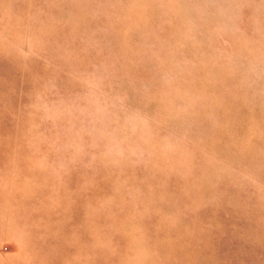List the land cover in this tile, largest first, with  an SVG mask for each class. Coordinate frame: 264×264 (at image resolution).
Instances as JSON below:
<instances>
[{
    "label": "rangeland",
    "instance_id": "obj_1",
    "mask_svg": "<svg viewBox=\"0 0 264 264\" xmlns=\"http://www.w3.org/2000/svg\"><path fill=\"white\" fill-rule=\"evenodd\" d=\"M0 264H264V0H0Z\"/></svg>",
    "mask_w": 264,
    "mask_h": 264
}]
</instances>
